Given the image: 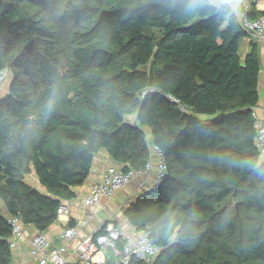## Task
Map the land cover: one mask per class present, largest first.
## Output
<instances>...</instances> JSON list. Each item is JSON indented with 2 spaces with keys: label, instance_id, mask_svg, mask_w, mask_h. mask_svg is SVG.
Listing matches in <instances>:
<instances>
[{
  "label": "trees",
  "instance_id": "16d2710c",
  "mask_svg": "<svg viewBox=\"0 0 264 264\" xmlns=\"http://www.w3.org/2000/svg\"><path fill=\"white\" fill-rule=\"evenodd\" d=\"M51 1L0 0V75L12 77L0 100V264L12 260L11 217L45 231L99 152L143 171L151 145L165 175L124 217L159 246L152 264H264L256 40L209 0H63L72 31L61 37ZM247 2L249 21L264 15Z\"/></svg>",
  "mask_w": 264,
  "mask_h": 264
},
{
  "label": "built area",
  "instance_id": "2783aa9c",
  "mask_svg": "<svg viewBox=\"0 0 264 264\" xmlns=\"http://www.w3.org/2000/svg\"><path fill=\"white\" fill-rule=\"evenodd\" d=\"M264 0H256V3ZM209 4L215 8L226 5L237 17L239 24L246 35L256 41H264V15L254 21H249L246 17L248 11L247 0H209ZM3 73L0 75V81ZM253 128L255 130V148L259 157H264V108L255 107L252 109ZM149 160L143 171L122 172L115 167H108L101 180L91 184L82 197V204L85 208V218L92 216L93 209L99 207L101 202L115 197L125 186L135 178L148 173L153 167L155 175L152 180V188L158 186L166 172V163L155 146H149ZM154 160V161H153ZM154 163V166H153ZM57 218L67 219L70 216V208L62 203L56 211ZM11 225V234L8 240L9 249L13 252L19 249V243L23 239L22 224L16 217H11L8 221ZM78 236L74 227H66L60 238L66 243ZM121 243V249L117 248V243ZM30 254L35 258L33 264H73L65 258V246L53 247L43 232H36L29 242ZM110 250L115 262L93 261L96 253ZM77 262L75 264H129L132 259L152 264L160 253V248L151 242L147 234L138 231L134 227L123 230L118 227L103 228L96 232L92 238L82 240L75 249Z\"/></svg>",
  "mask_w": 264,
  "mask_h": 264
},
{
  "label": "crops",
  "instance_id": "0c3cea01",
  "mask_svg": "<svg viewBox=\"0 0 264 264\" xmlns=\"http://www.w3.org/2000/svg\"><path fill=\"white\" fill-rule=\"evenodd\" d=\"M256 9L260 12L264 11V2L257 3ZM250 42L251 40L249 38H244L242 40L240 45V54L242 57L250 51ZM256 44L260 62V70L257 76L258 102L256 107L264 108V41H256ZM127 122L131 124L136 123V117H127ZM149 139L150 137L147 135V141H149ZM111 166L117 169L121 168L119 164L114 163L110 159L106 152H99L94 158L93 166L85 183L75 188L76 198L65 203L70 208V216L67 219L56 218V220L43 231L51 246H65L64 256L70 263L75 264L77 262L75 249L82 240L92 238L96 232L103 228L114 226L123 230H129L132 227L124 217V211L129 209L140 195L149 190L146 188H148L149 183L152 182L155 175V168L153 167L148 173L142 175L141 179H134L133 190L131 189L125 192L124 195L120 196V199H118L117 196L116 198L101 202L99 207L93 209L92 216L86 219L84 216L85 208L82 204L84 192L91 184L101 180L106 169ZM34 183L35 184L29 185L36 187V183H38L37 178L34 180ZM126 203L129 204V206L124 208ZM69 223L73 224L72 227L76 229L78 236L66 243L60 236L63 230L69 226ZM22 231L23 239L19 243V249L12 252L10 264H33L35 261V258L30 254L29 242L37 230L30 225H23ZM109 253H111L110 250L100 251L94 255L93 261L97 262L103 260L108 263H114L115 259L112 253L111 255Z\"/></svg>",
  "mask_w": 264,
  "mask_h": 264
},
{
  "label": "rangeland",
  "instance_id": "374dc122",
  "mask_svg": "<svg viewBox=\"0 0 264 264\" xmlns=\"http://www.w3.org/2000/svg\"><path fill=\"white\" fill-rule=\"evenodd\" d=\"M63 2H64L63 0L51 1L50 3H48V7L44 12L46 14L47 21H49L52 24L54 31L58 35H60L61 37H67V34H69L70 31H72V27H71L70 23L61 22L59 19V15L61 14V11L63 9ZM11 84H12L11 73L9 71H4L3 72V78L0 81V100L6 98L9 95ZM132 117H135V116L132 115L131 118ZM141 177H138L135 179H141ZM35 179L36 178H35L34 173L32 171H30L28 174L25 175V181L28 184H35L34 183ZM150 183H149L148 188H146V189H149V190H147V192L150 191L152 188V182H150ZM133 186H134V180H132L119 193H117L114 198H116L118 196L117 198L120 199V196L124 195L125 192H128L131 189L133 190V188H134ZM35 188L39 191H43V188L38 183H36ZM127 206H129V204L126 203L124 208ZM109 254L111 255V253H109Z\"/></svg>",
  "mask_w": 264,
  "mask_h": 264
}]
</instances>
